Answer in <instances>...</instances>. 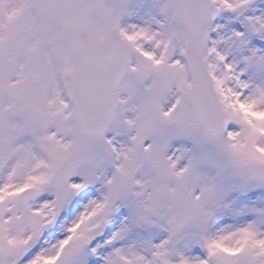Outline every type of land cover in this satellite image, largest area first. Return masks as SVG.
I'll return each instance as SVG.
<instances>
[{"label": "snow or ice", "instance_id": "6c2138e0", "mask_svg": "<svg viewBox=\"0 0 264 264\" xmlns=\"http://www.w3.org/2000/svg\"><path fill=\"white\" fill-rule=\"evenodd\" d=\"M0 264H264V0H0Z\"/></svg>", "mask_w": 264, "mask_h": 264}]
</instances>
